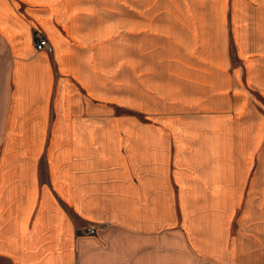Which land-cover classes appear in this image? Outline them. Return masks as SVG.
Segmentation results:
<instances>
[{
  "label": "crops",
  "instance_id": "1",
  "mask_svg": "<svg viewBox=\"0 0 264 264\" xmlns=\"http://www.w3.org/2000/svg\"><path fill=\"white\" fill-rule=\"evenodd\" d=\"M0 261L264 264V0H0Z\"/></svg>",
  "mask_w": 264,
  "mask_h": 264
},
{
  "label": "built area",
  "instance_id": "2",
  "mask_svg": "<svg viewBox=\"0 0 264 264\" xmlns=\"http://www.w3.org/2000/svg\"><path fill=\"white\" fill-rule=\"evenodd\" d=\"M33 48L36 52H44L47 54L51 53L50 45L40 32H35L33 35ZM77 232L82 236L91 237L95 235L96 229L94 227L88 226L78 229Z\"/></svg>",
  "mask_w": 264,
  "mask_h": 264
},
{
  "label": "rangeland",
  "instance_id": "3",
  "mask_svg": "<svg viewBox=\"0 0 264 264\" xmlns=\"http://www.w3.org/2000/svg\"><path fill=\"white\" fill-rule=\"evenodd\" d=\"M35 32H39V31L36 28H34L33 31H32V37L35 34ZM0 264H7V263H5L3 261H0Z\"/></svg>",
  "mask_w": 264,
  "mask_h": 264
}]
</instances>
